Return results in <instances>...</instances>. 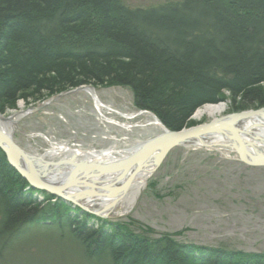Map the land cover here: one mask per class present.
Instances as JSON below:
<instances>
[{
    "label": "trees",
    "instance_id": "16d2710c",
    "mask_svg": "<svg viewBox=\"0 0 264 264\" xmlns=\"http://www.w3.org/2000/svg\"><path fill=\"white\" fill-rule=\"evenodd\" d=\"M261 83L264 0H174L136 9L122 0H0L3 106L31 92L123 86L136 108L180 131L192 126L198 108L223 100L224 90L241 99V109L264 107ZM27 188L0 150V239L16 238L36 220L37 192ZM60 211L88 256L108 264H264V254L202 248L148 230L139 235L123 222L95 231L69 204L60 202Z\"/></svg>",
    "mask_w": 264,
    "mask_h": 264
},
{
    "label": "rangeland",
    "instance_id": "374dc122",
    "mask_svg": "<svg viewBox=\"0 0 264 264\" xmlns=\"http://www.w3.org/2000/svg\"><path fill=\"white\" fill-rule=\"evenodd\" d=\"M169 1L174 0H122L132 9L156 7ZM82 88L95 91L105 107L101 112L93 97L78 91ZM257 88L264 95V83ZM28 94L33 95L28 100L19 98L11 106L0 105V114L8 117L29 111L17 122L13 138L33 156H44L59 147L81 152L111 148L119 152L115 160H124L164 133L165 126L157 116L136 108L133 92L128 87L85 85L56 99L57 95ZM233 99L230 92L224 90L223 100L210 105H226L219 117L264 109L259 105L241 109V99ZM153 117L160 121L161 128L149 125ZM211 121L213 119L205 117L191 122L192 127H196ZM5 158L8 161L6 155ZM68 159L72 157L63 154L48 158L47 162L56 165ZM108 180L110 178L98 179L102 185V181ZM27 184V189L37 192L34 194L39 205L37 218L25 222V227L20 225V229H25L16 238L0 239V264H108L105 257L88 256L82 242L64 222L65 217L61 218L63 211L58 214L60 202L69 204L74 210L70 214L79 213L77 216L82 218L78 221L86 222L95 231L104 223L107 226L117 221L129 225L139 235L148 230L146 234L154 238L172 236L178 243L202 248L264 254V166L246 164L225 147L207 150L190 145L174 149L148 180L133 209L121 215L102 216L101 211L79 202L83 199L74 203L51 193L47 194L52 199L46 201L45 192Z\"/></svg>",
    "mask_w": 264,
    "mask_h": 264
},
{
    "label": "bare ground",
    "instance_id": "6f19581e",
    "mask_svg": "<svg viewBox=\"0 0 264 264\" xmlns=\"http://www.w3.org/2000/svg\"><path fill=\"white\" fill-rule=\"evenodd\" d=\"M123 6H125L127 8V6L124 3H123ZM130 9H132V8H130ZM105 86L106 85H102L99 87H105ZM73 89H75V88H73ZM73 89H70V90H73ZM70 90L59 93L54 98L56 99V98H58V96L59 97L66 96V93H68ZM78 91H85L89 96L93 97V100L95 102V106L99 112H101L102 109L105 108L102 106V103L98 99V97L95 94V91L93 89L82 88V89H78ZM20 107L22 108V106H20ZM225 110H226V105L223 103L219 104V105L204 106V107L198 108L193 113V115L190 118V121H194V120L199 121L205 117L215 120L220 115H222L225 112ZM28 113H29V111H22V112L14 113L13 115L8 116V117L2 116L0 114V137H4L3 134H6L7 135L6 140L9 141V139H10L13 142V145L18 149V151L21 154H23L25 156L27 155L28 157H30L31 160L33 162H35L38 166H39V164L44 165L42 167L43 171H44L43 175L46 174L48 176V179L51 182H54V180H55L54 178H56L60 181L65 180L66 176L70 175L68 173H71V175H72L73 169L77 168L78 166H84L85 164L86 165H90V164L95 165V164H98L101 162L112 164V163H117V162L123 161L122 159L115 160V156H117L119 154V152L115 151L111 148L108 150H105V151L81 152V151H77V150H71V149L66 148V147H59L56 150H53L51 152H47L44 156H33V155L27 153L21 147H19L18 144L14 141V138H13L14 133L13 132H14V128H15L17 122L20 121L22 118L26 117L28 115ZM139 115L147 116V114H145V113H140ZM126 118L130 119L131 116H126ZM219 118H221V117H219ZM204 124H207V123H204ZM149 125L161 128L160 121L157 120L155 117H153L152 119H149ZM230 125H233V123ZM235 125H237V128H238L237 130H238L239 134L241 135V138H243V142H245L249 146L248 149L251 152V154H255L256 152L259 151V153L264 156V117H261L260 119H250V120H246V121L244 120L241 123L239 122L238 124H235ZM232 127L235 128L234 125ZM124 128L127 129L125 126H124ZM191 128H192V126L184 127L183 129L186 130V129H191ZM183 129H181V130H183ZM249 133H251V134L249 135ZM252 135H255V136H252ZM253 137H256L257 141H255L253 139ZM259 137L261 139H263L262 142H260ZM3 142H5V140H3ZM9 143L10 142H7V143L5 142L3 144L8 146ZM226 143H227V138H225L223 136H218V133L217 134L213 133V135H209L207 137V139L204 140V142H203V140H201L200 142L194 143L193 147L205 148V146H208L207 150H211L212 149L211 146H213L214 148H216L218 146L222 147L221 145L226 144ZM13 153H15V151ZM63 154L71 156L72 159L63 160L62 162L56 163V165H55V163L51 164V163L47 162L48 158H53L57 155H63ZM121 157H122V155L119 158H121ZM70 160H72V161H70ZM152 162H154L153 159L148 160L147 161V167H144L141 172H135L132 169L127 170V171H123L126 173L121 178V180L117 182L118 184L116 186L112 185L114 190L112 191L113 193H111L110 195H106V196L100 197V198H95V197H91L88 195H83L86 192L85 189L88 191L91 184L85 185V187L83 189H79V187H78L79 183H77V181L74 182L75 185L72 184V185L67 187L66 193L79 195L80 198L83 199V200H80L79 202H82L83 205L86 204L87 206H89L93 210H96L98 212L101 211L99 213L102 216L103 215L107 216L108 214H112V213L113 214L115 213V215H121L124 213H128L136 205L137 200L139 199L140 195L142 194V192L145 189L146 183L148 182L149 179H151V177L153 176V174L157 170L155 168V166L152 164ZM118 174H120V176H121V173L118 172V173L103 175V176H101V179L107 180L108 178H110V180L113 181V180H115V178H117V176H119ZM75 177H77L78 180L81 179V176H75ZM67 179H68V177H67ZM82 180L85 181V183H86V182L90 181V178L87 179V177L85 176V178H82ZM94 180L96 181V179H94Z\"/></svg>",
    "mask_w": 264,
    "mask_h": 264
},
{
    "label": "water",
    "instance_id": "95a60500",
    "mask_svg": "<svg viewBox=\"0 0 264 264\" xmlns=\"http://www.w3.org/2000/svg\"><path fill=\"white\" fill-rule=\"evenodd\" d=\"M261 117H264V109L227 115L217 118L210 123L192 127L191 129H183L181 131H170L164 127L163 134L143 144L134 154L124 159L122 162L112 164L98 163L95 165L85 164L84 166H78L73 169L72 173L74 175L69 173L70 175H67L66 179L60 181V183L56 181L51 182L46 174L43 175L44 171L42 167L44 165L39 164L38 166L30 157L21 154L10 139L9 141L6 140V134H3L4 137H0V149L5 153L11 167L20 173L34 189H38L45 193H51L55 196H62L65 201H73L75 203L81 199L80 196L66 193L67 187L72 184L75 185V181L79 183V188H84L85 185L88 184L92 185H90V190H85L86 192L83 195L99 197L110 195L114 190L112 185L116 186L118 184L117 182L120 181L126 173L123 171L132 169L135 172H141L144 167H147V161L151 159H153L154 162H152V164L157 169L174 149L194 145V143L200 142L201 140L204 142V140L207 139L209 135H213V133H218V136L227 138V143L221 146L236 153L240 161L250 165L264 166V156L261 155L259 151L255 154H251L248 149L249 146L243 142V138H241L237 130V125H235L244 120L260 119ZM232 123L235 128L232 127L233 125H230ZM253 139L257 141L256 137H253ZM3 140H5L6 143L10 142L9 145L6 146L3 144L5 143ZM259 140L260 142L263 141L261 138ZM207 147L208 146H205L206 149H208ZM211 148L214 147L211 146ZM14 151L15 153H13ZM118 172L121 173V176L118 174L119 176H117L115 180L102 181V183H104L103 185L101 182L99 183L98 179H101V176ZM75 176H81V179L78 180ZM85 176L87 179L90 178V181L86 182L87 184L82 180ZM94 179H96V181Z\"/></svg>",
    "mask_w": 264,
    "mask_h": 264
}]
</instances>
